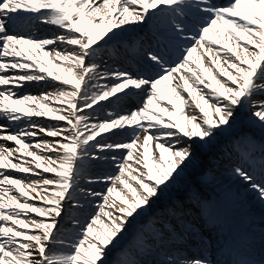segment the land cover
I'll return each instance as SVG.
<instances>
[{
  "label": "snow or ice",
  "instance_id": "snow-or-ice-1",
  "mask_svg": "<svg viewBox=\"0 0 264 264\" xmlns=\"http://www.w3.org/2000/svg\"><path fill=\"white\" fill-rule=\"evenodd\" d=\"M128 32L142 70L105 59ZM210 154L264 208V0H0V264H264V216L225 239L198 190ZM186 173L199 224L161 203Z\"/></svg>",
  "mask_w": 264,
  "mask_h": 264
},
{
  "label": "bare ground",
  "instance_id": "bare-ground-1",
  "mask_svg": "<svg viewBox=\"0 0 264 264\" xmlns=\"http://www.w3.org/2000/svg\"><path fill=\"white\" fill-rule=\"evenodd\" d=\"M53 32H55V29L52 28V27L39 26V30L36 32V35L37 36H49V35L53 34ZM142 34H143L142 32H137V34L135 36L131 37V39H136V37L138 35H142ZM109 47H110L111 50L117 49V51L120 52V53H124L127 50L125 48L120 47L116 42H114L113 45H110ZM105 59L111 60V57L110 58L105 57ZM131 59L133 60V58H131ZM134 63H137V62L134 61ZM119 65H120V63H117L116 62V63L110 64V67L115 68L116 66H119ZM136 68H140L142 70V66H140V65H138ZM27 87H28V90L43 89L41 86H38V85H35V84L28 85ZM244 127H247L248 130H249L250 122L248 120L247 111L246 110H241L239 112L238 116H237V119H236L235 123H234V128H233L232 133L233 132H236V131H240ZM255 133L258 136H260L259 129H256V132ZM121 137L122 136H119V137H116L114 139H118V138H121ZM226 137H227V135L222 136L220 138V146L215 150V153H219L220 149L223 148L225 145H227L229 143V139H227ZM221 160L224 161L226 164H230V163H233V162L236 163V164H240L241 163V161L239 159L235 158V157H233L231 159H228V158L225 157V158L220 159L219 161H221ZM219 161H217V162H219ZM189 176H191V174L190 173H186L185 176H182V177L177 178L176 184L170 190V193H169V196L170 197L174 194V192L176 190V187H179V186L184 185L186 183V181L188 180V177ZM234 184L235 185H237V184L238 185H241V187L245 186V184H243L241 181L240 182H236ZM186 187L190 191L191 188H192V185L188 184V186H186ZM246 187H247L246 192H245V194L247 193V196L246 197L251 196V197L257 199L256 193L253 192V191H251V190H249L248 189V186H246ZM218 193L219 194H223L226 197V199L235 208H237V210L238 209L240 210V207H241L240 203L233 202L232 200L228 199L229 197L227 195H225L224 193H222L221 191L218 192ZM169 196L163 198V200L161 201V203H163L164 205H168L169 203H167V201L169 200ZM233 200H235V199H233ZM212 202L215 204L216 210L219 213V216L221 217V220L223 222V229H224V232H225V237L227 238V236L230 235V229H233V227H234V223L231 220L228 219L226 213L223 211V209L220 206L216 205V203L214 202V200ZM160 210H161L160 207L157 206L156 207V212L159 213ZM245 212H250V211L249 210H246ZM193 219H196V221H197L198 218H193ZM143 220H145V217L143 218ZM198 222L199 223L201 222L200 219L198 220ZM209 227H210L209 225L205 224L206 231L208 230ZM216 256H218V257L220 256L221 257L220 253H217ZM224 257L228 258L227 255H225Z\"/></svg>",
  "mask_w": 264,
  "mask_h": 264
},
{
  "label": "rangeland",
  "instance_id": "rangeland-1",
  "mask_svg": "<svg viewBox=\"0 0 264 264\" xmlns=\"http://www.w3.org/2000/svg\"><path fill=\"white\" fill-rule=\"evenodd\" d=\"M23 92H28V91H27V90H23ZM32 94H37V93L34 92V93H32ZM242 131H248V130H242ZM242 131H240V132H242ZM240 132H239V133H240ZM126 138H127V137H124L123 139H126ZM214 156H215V154H210V157H211V158H209L208 160L205 161L206 168H210V169H211V171H210V178H209V180H208L207 183H201V184H205L206 186H208L209 181H212L213 183H215V181H218V179H219V180H222V181L218 182V185H217V186H218L220 189H222V190H224V189H228V193H231V194H232V192L230 191V189H234V187H233V183L237 181V179L234 178V177L231 175V169H232V168H230V166H229L228 164H217V165H215V164L212 162L213 160H211L212 157H214ZM213 165H214V166H213ZM223 165L225 166V168L222 167ZM107 168H108V169H112L113 166L109 165ZM91 170H94V171L98 170V166L93 167ZM114 171H115V169H114L109 175L114 174ZM92 174H94V172L90 173L89 175L95 177V176L92 175ZM197 175H199V173H197ZM193 181H194V179H191L190 182L194 184ZM222 182H223V184H224V188H223L222 186H220V184H221ZM101 185H102V184H96V185H91V187L96 188V190H101V189H100V186H101ZM194 185H195V184H194ZM212 192H214V189H213ZM185 203L188 204V205H192V206H194V205L192 204V201H191V200H186ZM246 204L250 206V205H251V201H247ZM190 208H191V207H190ZM252 208H254V207H252Z\"/></svg>",
  "mask_w": 264,
  "mask_h": 264
}]
</instances>
